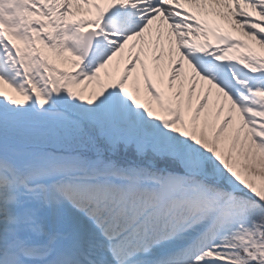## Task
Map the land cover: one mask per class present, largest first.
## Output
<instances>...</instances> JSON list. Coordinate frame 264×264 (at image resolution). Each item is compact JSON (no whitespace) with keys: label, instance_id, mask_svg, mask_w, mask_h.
<instances>
[{"label":"snow or ice","instance_id":"6c2138e0","mask_svg":"<svg viewBox=\"0 0 264 264\" xmlns=\"http://www.w3.org/2000/svg\"><path fill=\"white\" fill-rule=\"evenodd\" d=\"M0 264H264V0H0Z\"/></svg>","mask_w":264,"mask_h":264}]
</instances>
